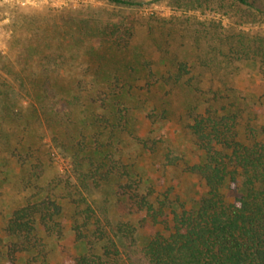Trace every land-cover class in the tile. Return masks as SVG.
Masks as SVG:
<instances>
[{"label": "trees", "instance_id": "obj_1", "mask_svg": "<svg viewBox=\"0 0 264 264\" xmlns=\"http://www.w3.org/2000/svg\"><path fill=\"white\" fill-rule=\"evenodd\" d=\"M51 12L18 14L0 51V184L14 177L23 194L0 218V264L25 255L27 264H49L48 241L67 235L63 264H264V127L242 140L237 113L197 105L189 128L199 161L184 166L205 193L190 206L170 200L143 184L122 141L158 150L162 138L142 134L134 115L156 125L171 114L140 92L167 87L169 96L185 67L155 77L148 61L130 55L132 21L101 9ZM254 48L253 57L264 51ZM59 158L65 179L44 183L45 167ZM162 158L164 166L181 160L169 150Z\"/></svg>", "mask_w": 264, "mask_h": 264}, {"label": "rangeland", "instance_id": "obj_2", "mask_svg": "<svg viewBox=\"0 0 264 264\" xmlns=\"http://www.w3.org/2000/svg\"><path fill=\"white\" fill-rule=\"evenodd\" d=\"M136 1L141 6H114L102 0H0V51L7 53L14 25H20L18 14L22 13L41 16L48 10L53 13L92 8L101 9L102 17L134 22L131 56L148 61L155 77L174 74L181 65L185 68L182 84L173 85L169 96L165 95L167 87L155 88V94L140 92L142 98L163 105L171 114L168 120L156 125L149 124L139 111L134 115L142 134L151 130V137L162 138L158 150L149 154L127 138L122 146L145 186L152 184L170 200L190 206L205 193L201 178L189 174L184 166L199 161L189 128L195 107L202 106L217 115L237 113L242 140L264 127V51L254 57L251 52L255 45L264 48V0H247L248 5L236 0ZM149 16L154 20H147ZM138 71L136 84L143 85L146 70L141 67ZM167 150L181 159L177 165H163L162 155ZM66 162L59 158L46 166L43 182L65 179ZM22 195L14 177L0 184V218L19 204ZM111 201L110 216L115 221L121 213ZM67 236L59 242L48 241L49 264H63L62 246L67 248ZM28 257L18 258L16 264H27Z\"/></svg>", "mask_w": 264, "mask_h": 264}]
</instances>
